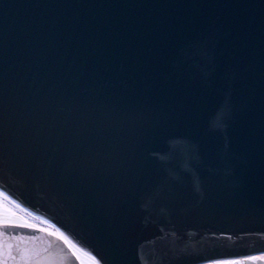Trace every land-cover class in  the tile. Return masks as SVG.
I'll return each mask as SVG.
<instances>
[{
  "label": "water",
  "instance_id": "water-1",
  "mask_svg": "<svg viewBox=\"0 0 264 264\" xmlns=\"http://www.w3.org/2000/svg\"><path fill=\"white\" fill-rule=\"evenodd\" d=\"M209 37L211 63L180 58ZM0 189L100 264H264V0H0ZM0 241L82 264L36 226Z\"/></svg>",
  "mask_w": 264,
  "mask_h": 264
},
{
  "label": "snow or ice",
  "instance_id": "snow-or-ice-1",
  "mask_svg": "<svg viewBox=\"0 0 264 264\" xmlns=\"http://www.w3.org/2000/svg\"><path fill=\"white\" fill-rule=\"evenodd\" d=\"M211 37H209L205 41H199L196 42L190 46H188L185 49H182L179 53L180 58L187 60V61H193V62H199L203 59H209V63H211L210 59V49H211ZM44 132V129H41L40 132L37 133V136H41V133ZM164 135V126H158L155 128H152L149 130V139L151 141H158L160 140ZM198 133L197 130L193 127L188 132L185 133H177L173 137L169 138V144H185L191 146L193 142L195 141ZM65 150L70 151L72 154V158L69 161L70 169L68 170L70 173H79L84 174L85 172L91 173L94 171L96 167V160L92 156V154L87 150H82V144L78 145L75 141L71 144H65ZM51 176L52 173H49ZM84 195H87V189L81 190ZM9 210L3 208L2 205H0V230H3L4 228H7L11 225H14L18 223L15 219L10 218L8 215ZM21 255V258L23 260V254L18 253ZM12 255V247L8 246L5 247L4 243L0 241V260H3V264H7V261L4 260V256ZM247 259L255 260V259H262L264 260V254H261L260 257H248ZM97 264H100L99 261H97ZM204 264H241L240 261L237 260H206L204 261Z\"/></svg>",
  "mask_w": 264,
  "mask_h": 264
},
{
  "label": "rangeland",
  "instance_id": "rangeland-1",
  "mask_svg": "<svg viewBox=\"0 0 264 264\" xmlns=\"http://www.w3.org/2000/svg\"><path fill=\"white\" fill-rule=\"evenodd\" d=\"M0 204H2L3 208L9 210L8 215L10 216V218L15 219L22 224H28L52 231L66 238L80 258L82 264H97L98 259L95 256L83 249L80 245L72 241L70 238L66 237L54 223L23 207L12 197H10L6 192H4L3 190L1 191V189Z\"/></svg>",
  "mask_w": 264,
  "mask_h": 264
},
{
  "label": "flooded vegetation",
  "instance_id": "flooded-vegetation-1",
  "mask_svg": "<svg viewBox=\"0 0 264 264\" xmlns=\"http://www.w3.org/2000/svg\"><path fill=\"white\" fill-rule=\"evenodd\" d=\"M1 191H2V190H1ZM0 205H2V204H0ZM18 223H20V222H18ZM261 254H264V253H261ZM261 254L252 255V256H250V257H260ZM250 260H251V259H250Z\"/></svg>",
  "mask_w": 264,
  "mask_h": 264
},
{
  "label": "bare ground",
  "instance_id": "bare-ground-1",
  "mask_svg": "<svg viewBox=\"0 0 264 264\" xmlns=\"http://www.w3.org/2000/svg\"><path fill=\"white\" fill-rule=\"evenodd\" d=\"M240 260L242 259V258H239ZM233 260V259H232Z\"/></svg>",
  "mask_w": 264,
  "mask_h": 264
}]
</instances>
